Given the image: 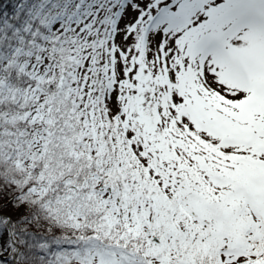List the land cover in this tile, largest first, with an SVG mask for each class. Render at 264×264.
I'll return each mask as SVG.
<instances>
[{
	"label": "snow or ice",
	"instance_id": "obj_1",
	"mask_svg": "<svg viewBox=\"0 0 264 264\" xmlns=\"http://www.w3.org/2000/svg\"><path fill=\"white\" fill-rule=\"evenodd\" d=\"M0 264H264V0H0Z\"/></svg>",
	"mask_w": 264,
	"mask_h": 264
}]
</instances>
